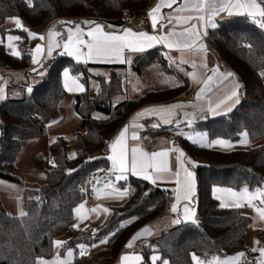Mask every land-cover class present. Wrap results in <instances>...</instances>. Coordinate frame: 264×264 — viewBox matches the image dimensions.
Segmentation results:
<instances>
[{"label": "trees", "instance_id": "trees-1", "mask_svg": "<svg viewBox=\"0 0 264 264\" xmlns=\"http://www.w3.org/2000/svg\"><path fill=\"white\" fill-rule=\"evenodd\" d=\"M153 0H0V19L21 18L33 27H47L56 20L93 19L105 25L123 27L124 18L144 13ZM3 36L8 33L4 26ZM21 38V55L10 54L4 41L0 42V71L25 70L29 33L14 29ZM225 70L237 77L243 94L230 113L215 118L198 119L191 129L203 131L211 139L240 141L241 133L249 135L247 150L219 151L201 147L188 140L178 145L187 157L201 159L205 164L193 168L197 181L195 208L197 221L182 222L151 240L139 241L144 264H153L151 255L158 254L155 264H193L192 254L201 260L224 257L230 251L247 249V234L252 223L249 207H222L214 189L231 188L240 192L247 186L255 191L264 186V144L253 145L264 138V29L249 16H235L218 21L206 38ZM160 65L177 78V85L148 91L136 98H116L127 93L122 75L126 66L77 63L62 54L47 62L40 82L19 99L0 103V180L20 182L17 162L24 145L34 139L47 137V128L60 117V105L69 95L64 87L65 70L80 75L85 91L74 94L75 110L81 123L73 131L76 136V157L70 158L69 141L59 136L53 143L45 141L43 151L33 160L43 171L44 185L26 187L22 191L26 215H10L0 197V264H36L38 257L50 259L55 255L53 242L68 236L60 254L74 250L71 264H117L119 255L127 251V243L144 226L166 211L162 190L136 178L124 187L129 195L125 203L112 208L107 223L95 234L73 227L78 206L90 198L88 186L91 174L108 169L109 160L102 147L125 125L130 116L144 106L176 100L187 91V80L166 63L160 46L137 55L133 69L142 73L147 67ZM99 92H95V86ZM143 134L147 148L154 150L156 142L170 137L175 126L152 127L146 122ZM102 154V155H100ZM55 161V166L51 163ZM126 220L129 224L122 225ZM106 239L104 248L92 250V245ZM90 247L79 254L78 245Z\"/></svg>", "mask_w": 264, "mask_h": 264}, {"label": "crops", "instance_id": "crops-1", "mask_svg": "<svg viewBox=\"0 0 264 264\" xmlns=\"http://www.w3.org/2000/svg\"><path fill=\"white\" fill-rule=\"evenodd\" d=\"M160 2L161 0H153L150 6V9L147 13L144 12V13H141V14H138L132 17L130 22L128 24H125L123 27H117V26L108 27L111 24L105 25L104 23L97 22L93 19H83L80 21L73 20V19H62V20H56L52 22L47 27H33V28L30 27V29H26L29 33L28 48L26 52L27 57L33 59V56L35 55V49L38 46H42L44 51L42 54L38 55L37 57L38 62L36 63L37 68L33 70L25 69V70H15V71H0V92H1L0 94H2L4 97L3 99H0V103L7 99L22 98L25 94L26 86H24L25 87L24 90L21 91L18 83H22V86H23L24 81L27 80V82L29 83V86L33 87L35 84L40 82L43 77V74L45 73L43 69L44 65L50 60H52L53 58H55L57 55H60V54L65 55L66 57L71 58L77 63H85V64L87 63V64H93V65H120V66H126V69H127L128 67L133 65L134 59L137 55L160 46L163 50V55H164L166 63L170 66V68L180 73L187 80L188 89L186 92L181 94L174 101L144 106L130 116V118L127 120V122L123 126V128H125L126 126L128 127V132L125 134L126 136L125 143H126L127 151H128L129 166L131 164L133 148H141L143 151H146L148 153L161 152L165 150H171L173 148H178L182 150L181 147L178 145V142H180L181 140H185L187 138L183 139L182 137H179L180 132L178 129L179 127L178 128L176 127L177 123H179V126L180 124H183L184 128H191L194 126L196 121L200 118L201 119H206L208 117L215 118V117H218L224 114H228L232 112L239 104V103H235V100L239 99V102H240L243 91L234 73H233L234 74L233 76L225 78V75L231 71L225 70V68L223 67L222 63L220 62L218 58V55L213 50L208 48L206 44V38L208 37L209 32L214 28H212L210 25H205L204 22H197L195 20L191 21L190 24L180 23L176 21L175 19L172 21V23H168L167 17L199 15L193 12H182V13L176 12L175 9L177 7H181V8L184 7V0H177V2L173 4L171 8L167 6L162 7L161 16L164 18L160 19L159 22L157 23L156 28L153 29L152 21L149 16V13ZM235 16H242V15H237L235 13L233 15H228L227 11L220 12L218 15H216L213 18V22L216 24V27H217L219 20L230 18V17H235ZM244 16H248V15H244ZM84 21H95L104 26V31L111 32L114 34H122L123 30L130 29L136 33L144 32V33H148L149 35H156V36L164 35L173 30L176 32H180L183 29L190 27L191 24H196L198 29L201 31V33H203L205 30L207 32L206 35H202L201 39L196 41L197 47H199L200 45H206V52L205 51L197 52L192 49H185L182 51H178L175 48L167 47L165 45V42L160 41V42L153 44L152 47L146 48L143 52H132L129 50H125L123 54L124 55L123 63L119 61H115V60L111 62H106L103 60H88L87 62H84L83 60L77 61L75 57L69 56L66 53H64L62 45L65 42L69 34L68 32L69 29H72L74 31L76 25H79L80 28L84 32H87L92 27L95 26V25L85 24ZM10 24H11V27L9 29V32L21 27V26L16 25L14 21H11ZM23 29L25 30V28ZM50 31L60 33V35L55 37V40L61 45L60 47L53 48L51 56L47 54L49 42H50L48 34ZM30 33H36L38 35L35 38H33L30 35ZM39 36H44L45 38L41 40L39 39ZM84 38L88 39L87 36H85ZM4 43H5L7 51L10 54H12V52L15 50V51H18L21 55V49H20L21 39L17 41H13V44H12L13 46L10 48L8 47V43L6 41ZM84 52L85 53L87 52L86 48L84 49ZM194 76L195 78H193ZM209 77H212L211 82H208ZM20 79L22 80L20 81ZM206 82H207V87H205ZM177 83L178 81H177V78L175 77V81L173 85L175 86L177 85ZM237 85H239V88H237ZM99 90H100V87L98 85L95 86V92H99ZM234 90L237 91V96L233 97L231 100L227 99V97L230 96ZM67 100H71L73 102L71 103L70 106L71 107L73 106L75 110L76 99L74 97V94L70 95L69 93V95L61 103V105L64 106ZM221 101H223L224 103L221 104L220 108H216V105L220 104ZM170 105H180L181 106L174 110L175 115L171 117V119L173 120V123L171 124L163 123L160 116L155 115V114L149 113V114H145L144 116L138 115L139 113L144 112L146 109L166 107ZM209 107L216 109L215 114H213V112L208 110ZM228 108H231V111H228ZM75 113L77 114L76 110H75ZM64 118L65 116H61L56 121L51 122L48 125L46 141L48 143H53L59 136H65L67 140L69 141L68 155L70 158H75L76 157V136L74 135L73 131L77 129V127H79L81 123V118L79 117L80 121H77V119L74 120L73 126H71L69 130H65V128L60 124V122ZM147 121H149L151 126L154 124L163 125V126H169V125L175 126L171 132L170 137L168 138L164 137V138L159 139L155 144L154 150L152 151L148 150L147 138L143 135L147 129V124H146ZM189 121L191 122L190 124H189ZM133 123L142 125L143 127L134 128L132 127ZM121 130L111 140H109L106 143L107 152L105 155L102 153L104 156L108 157L109 155H112L111 144L119 136ZM133 133H136L139 139H132ZM0 134H1V130H0ZM198 138H199L198 135H195L194 139H198ZM217 139H220V138H217ZM217 139H211L207 134V142L210 143ZM243 139L244 138L241 135L240 141L236 143H232L233 147L230 149L221 148L218 145L213 146L211 148L215 150H219V151L247 150L250 147L249 135L247 137V140H248L247 144L242 143ZM35 140H39V139L30 140L24 146H26L29 142H33ZM73 154H75L74 157H73ZM177 156H178V152L169 151L168 160H169V165L172 169V172L165 173L164 174L165 178L163 180H158L155 184H153L149 180H145L140 175H133L131 171L121 174L119 172L112 170V162L109 160L108 169L101 171L96 176L97 186L95 187V189L98 191H94V194L90 198H88L87 200L81 203V204H84V209L81 210V215L84 216L85 219L81 221L80 218L75 213V223L76 225L77 224L79 225L78 229H80L83 232H90L91 234H95L107 223L111 215L112 208L125 203L128 199V195H129L128 187H124L121 184L127 178L128 179L136 178L141 181H144L148 183L150 186L156 189L162 190L163 192L167 193L169 196H173L176 198L177 193L175 190L177 189L178 185L175 183V176L173 174L176 171H180L181 178H183V170L179 166V163L177 161ZM186 158L188 159L189 157L186 156ZM181 159H184V158H181ZM185 167H187L191 171H193V168H196V166L193 167L191 164H185ZM17 168H18V162H17ZM17 174L18 175L20 174L19 169H17ZM120 175H125L127 178L117 180L116 177ZM195 180H196V177H195ZM0 182H5V181L0 180ZM31 183L32 185H37L38 187V186L44 185L45 180L44 178H41L40 181L31 182ZM196 194H197V181H196L195 194L193 195L191 199V203L183 199H181L177 203V200H176V203H175V206L177 208L176 212H173L172 210L166 211L162 216L153 220L148 225L144 226L139 231H137L136 234L130 239L129 242H131L133 238L136 237L139 233H142L144 229H149L148 233L140 236L139 239L135 240V243L132 248H128L126 246L128 250L123 251L119 255L117 264H123L122 257L125 255H129V256L139 255L143 257L142 264H144V256L141 250L139 248L137 250H134L136 249V246L139 241H146V240H151L153 238H156L162 232L169 230L182 222H193L192 219H188L184 214L183 209H184L185 204H188L190 208H193L195 210L196 215L193 219L196 221L197 220V210L195 208ZM214 196L215 197L220 196V199H219L220 204L222 203V200L223 201L225 200L226 203L230 205L229 207H231V204L233 203V199L229 197L226 193L224 192L217 193L214 191ZM0 197L2 198L1 195ZM257 200H260V199L257 198ZM255 201L253 203H255ZM13 205L14 203L9 200L8 205L5 207L8 211L10 210V208H12L14 211H18L17 208L13 207ZM91 209H97V211L92 212ZM103 209H108V211L105 212L103 211ZM20 210L21 209H19V211ZM247 211H249L250 212L249 214H251L252 216L251 227L247 234V239H246L247 249L241 250V251H238V250L230 251L224 257H221V259H227L229 257H234L238 253L245 252L246 250L253 251L254 248L259 249V248L264 247V221L259 220L258 214L253 207H249ZM176 220H179L180 222L176 223L175 222ZM256 241H259V244L255 243ZM103 246L104 245H102L101 248H104ZM87 252H88V249H87ZM79 253H80V249H79ZM254 254L256 258L259 256L258 251H254ZM153 256L160 257L158 254L151 255V262H152ZM45 260H48V259H45ZM159 260H157L155 263H157Z\"/></svg>", "mask_w": 264, "mask_h": 264}, {"label": "snow or ice", "instance_id": "snow-or-ice-1", "mask_svg": "<svg viewBox=\"0 0 264 264\" xmlns=\"http://www.w3.org/2000/svg\"><path fill=\"white\" fill-rule=\"evenodd\" d=\"M177 0H161V2L153 8L149 16L152 21L153 29L156 28L157 23L160 19L164 17L161 16V8L167 6L171 8L173 4H175ZM176 12H193L199 15H188V16H178V17H167L168 23H172L175 19L176 21L184 24H190L191 21L195 20L197 22H204L205 25H210L212 28L216 27V24L213 22V18L218 15L220 12L227 11L228 15H233L234 13L237 15H248L253 19L254 22L259 24L261 29H264V0H184V7H177L175 9ZM260 18V19H257ZM14 19L16 25L22 27L21 20L19 18H11ZM85 24L95 25L89 31L84 32L79 25H76L75 30L69 29L68 36L63 43L62 47L64 53L69 56H73L77 61L83 60L87 62L88 60H103L106 62H111L113 60L119 61L121 63L124 62V51L129 50L132 52H143L146 48L152 47L153 44L163 41L165 45L169 48H175L178 51H182L185 49H192L197 52L205 51L206 45L196 46V41L201 39L202 35H206V30L201 33L196 24H191L190 27L183 29L180 32L171 31L161 36L149 35L148 33L140 32L136 33L130 29L123 30L122 34H114L111 32L104 31V26L95 22V21H84ZM114 27V26H108ZM26 30V29H25ZM27 31V30H26ZM30 35L35 38L38 34L30 33ZM49 47L47 54L51 56L52 50L55 47H60L61 45L55 40V37L60 35L58 32L50 31L49 32ZM87 36L88 39L84 37ZM44 36H39V39L43 40ZM21 38L18 36H7V40L9 41L8 47H12V41L20 40ZM87 49V52H84V49ZM44 51L42 46H38L35 49V55L33 56V62H38V55L42 54ZM12 55L19 56L20 53L18 51H13ZM234 74L228 72L225 75V78L231 77ZM64 76V87L69 91H84V85L77 82L76 79H73L67 70L63 73ZM195 78V76L193 77ZM212 77L208 78V82H211ZM71 83L72 87H69ZM207 87V82L205 84ZM239 88V85H237ZM29 92L32 91L31 88L28 89ZM237 96V91H233L227 99L231 100L233 97ZM3 95L0 94V99H3ZM224 103L221 101L220 104L216 105V108H220L221 104ZM235 103H239V99L235 100ZM180 105H170L166 107H158L152 109H146L144 112L139 113V116H144L145 114H155L160 116L163 123L171 124L173 120L172 116L175 115L174 110ZM209 111L215 114L216 109L209 107ZM228 111H231V108H228ZM191 122L189 121V124ZM159 125L154 124L152 127H158ZM132 127L138 128L143 127L142 125H138L133 123ZM176 127H179V123L176 124ZM128 132V127L123 128L116 138V140L111 144L112 155L107 157L108 160L112 162V170L119 172L121 174L127 173L131 171L133 175H140L145 180L151 181L155 184L158 180H163L165 173H171L172 169L169 165V151L178 152L177 161L179 163L180 168L183 170V178H181V172L176 171L173 175L175 176V183L178 185L175 190L177 203L183 199L191 203V199L195 194L196 188V180L194 172L185 167V164H191L193 167L196 166L195 162L186 158V154L178 149L173 148L171 150H165L161 152H152L148 153L143 151L141 148H133L132 149V158L131 164L129 166L128 159V151L125 143L126 136L125 134ZM183 134V133H180ZM244 139L242 143L247 144L248 133L244 132L241 134ZM198 139H193V143L199 144L201 147H213L220 146L221 148H232L233 144L224 139H217L212 142H207L206 135L198 134ZM132 139H139L136 133H133ZM75 154H73V157ZM184 158V159H181ZM53 166H55V161L51 162ZM151 170V172H150ZM125 175L117 176L116 179H126ZM94 191H98L94 189ZM215 192L220 193L224 192L229 197L233 199V203L231 207L234 208H242L247 205L248 207H253L258 214V218L261 221H264V187L257 188L254 192L250 191L247 186H245L242 191L236 192L231 188H215ZM122 194V193H121ZM218 200L220 196L216 197ZM260 199V205L256 206L253 202ZM222 207H229L228 203H222ZM84 209V204H81L75 211L77 216L81 221L85 219L84 216L81 215V210ZM173 212L177 211L175 205H173ZM92 212H96L97 209H91ZM103 211L107 212L108 209H103ZM184 214L188 219H192L193 223L196 221L193 219L196 215L195 210L190 208L188 204L184 206ZM26 215V213L21 212V216ZM179 223V220L175 221ZM73 227L78 228L79 225H73ZM149 232V229H144L142 233H139L136 237L133 238L131 242H129L126 246L128 248H132L135 240L139 239L140 236ZM106 242V241H102ZM65 242L63 241H54L55 248L63 247ZM255 243L259 244V241ZM80 249V255L84 256L87 254V248L84 244L78 245ZM253 251H258L259 256L254 258L253 260H245V264H264V247L256 249ZM67 259L61 257L59 253H56L55 258L51 261L45 260L42 257H38L36 260V264H71L72 258L74 256V252L72 250H67L66 252ZM247 254L245 252H240L234 257H229L227 259H221L218 256H213L210 260H201L195 254H192V260L194 264H239L241 258H246ZM160 257L153 256L152 262L155 264ZM123 264H142L143 257L139 255H125L122 257ZM162 264H167V261H163Z\"/></svg>", "mask_w": 264, "mask_h": 264}, {"label": "rangeland", "instance_id": "rangeland-1", "mask_svg": "<svg viewBox=\"0 0 264 264\" xmlns=\"http://www.w3.org/2000/svg\"><path fill=\"white\" fill-rule=\"evenodd\" d=\"M26 1L29 5L33 4V0H26ZM15 18H17V17H15ZM19 19L21 20L22 27H20L18 29H23V28L30 29V27L25 23V21L23 19H21V18H19ZM257 19H260V18H257ZM11 21H14V19H11V18H8L5 20L0 19V42L6 41L9 44V41L7 40V36H9V35L18 36L12 32H8L4 36L2 34L1 28L4 26V28L7 31H9V29L11 27V24H10ZM15 41H17V40H15ZM11 43L13 44V41ZM68 72L73 79H76L78 83L83 84L80 80V75H74L70 71H68ZM122 75L125 78L127 93L124 96H120L119 98L117 97L116 102L118 100H120L121 98L133 99L136 96H140V95H142L148 91L159 90V89H163V88H169L171 86H174L173 84L175 81V76L173 74L167 73L158 64L153 65L151 67H147L146 69L143 70L142 73L136 72L133 69V67L130 66L126 70L123 71ZM262 76L264 78V71L262 72ZM21 80L22 79H20V81ZM20 81H18V82H20ZM18 84H19L21 91L24 90V88H25L24 86H26V89H28L30 87L27 80L24 81L23 86H22V83H18ZM69 87H72L71 83L69 84ZM84 88H85V85H84ZM84 91H82V92H84ZM68 92L70 93V95L82 93L81 91H75V90L74 91L68 90ZM70 97H72V96H70ZM73 101H74V99H73ZM71 103H73L71 100H67L65 102L64 106L60 105V117L65 116V118L60 122V124L65 128V130H69V128H71V126H73L74 120L77 119V121H80L79 116H77V114L75 113L74 107L70 106ZM183 126H184L183 124H180V126L178 128L179 132L183 133V134H180L179 137H182L183 139L187 138L185 140L193 142L192 140L195 138V135H198V134L206 135V137H207V134L204 132L193 130L191 128H184ZM244 132H246V131H244ZM38 139L39 140L29 142L26 146L23 147V149L21 151V154H20L19 159H18V168H17V169H19L20 174L18 175L17 172L15 173V175L19 177L20 182H9V181H5V180H4L5 182H0V195L2 196V200L5 204V206L8 205V201L10 200L11 202L14 203L13 207L18 209V211H14L12 208H10L9 211L7 210L10 215L21 216V212L25 213V208L23 205V196H22L23 188L37 187V185H32L31 182H38L41 180V178H44V180L46 181V177H45L44 172L37 169L33 164V160L36 157V155L43 151L45 141H46L45 137L38 138ZM37 141H39V142H37ZM258 144H264V138L259 140V141H256L253 145H258ZM188 159L197 163L196 167L205 164V161H203L201 159H193L191 157H189ZM127 180H129V179L127 178L124 181V183ZM129 190L130 189L128 188V191ZM222 203H226V201L222 200ZM19 209H21V210L19 211ZM130 221L131 220H126L122 223V225H127L130 223ZM67 237L68 236L63 234L59 238H57V240L65 242L68 239ZM102 241H106V242L102 243ZM102 241L101 242L98 241L97 243H94L92 245V250L97 251V250L101 249L102 245H104L103 247H105L107 240L104 239ZM86 248L88 250L90 249V247H87V246H86ZM60 250H61V248H55V255H56V253L60 254ZM72 251L74 252V250H72ZM55 255L52 258L48 259V261L53 260L55 258ZM61 257L64 259H67L66 253ZM73 258H74V256H73ZM73 258H72V260H73Z\"/></svg>", "mask_w": 264, "mask_h": 264}, {"label": "built area", "instance_id": "built-area-1", "mask_svg": "<svg viewBox=\"0 0 264 264\" xmlns=\"http://www.w3.org/2000/svg\"><path fill=\"white\" fill-rule=\"evenodd\" d=\"M149 9H150V7L149 8H146L145 9V12L147 13L149 11ZM131 19H132L131 16H128V17L124 18V23L125 24H128ZM27 63H28L27 69L33 70V69L37 68V64L34 63L33 62V59H31L29 57L27 59ZM30 88L32 89V87H30ZM31 92H29V93H31ZM101 152L104 155L106 154V152H107V146H106V144L102 147ZM97 174L98 173L91 174L89 176V179H88V186L86 188L85 187H81L80 190L83 191V192H85V193L86 192H90V194L93 195L94 194V189L97 186V179H96ZM175 203H176V198L175 197H173V196H167V198H166L165 211H171V209H172L173 205H175ZM255 205L256 206H261L260 205V200L255 201ZM245 207L247 208L248 206L245 205ZM245 253L247 254L246 258H241L239 264H245V260L246 259L247 260H253L254 258H256L255 254H254V251H252V250H246Z\"/></svg>", "mask_w": 264, "mask_h": 264}]
</instances>
